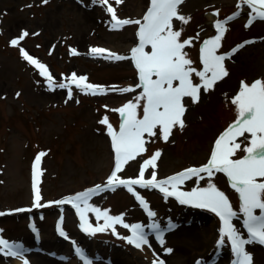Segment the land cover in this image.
Here are the masks:
<instances>
[{
  "label": "rangeland",
  "instance_id": "obj_1",
  "mask_svg": "<svg viewBox=\"0 0 264 264\" xmlns=\"http://www.w3.org/2000/svg\"><path fill=\"white\" fill-rule=\"evenodd\" d=\"M150 3L151 0H123L117 4L116 0H109L117 18L141 23ZM107 7L99 0H0V212L4 213L0 215V239L9 245H20L14 249L20 264H29L31 256L36 258L35 264H84L75 247L91 264H153L154 260L157 264L161 260L164 264H233L235 256L226 237L218 247L221 221L215 213L182 205L175 197L165 198L157 189L133 186L155 213L151 218L123 186L114 191L102 190L89 199V204L101 211L122 216L124 223L140 224L148 240L141 248L121 238L130 236V229L115 225L116 235L112 228L88 234L81 230L70 203H51L106 183L115 167V153L107 125L99 121L107 117L118 131L122 117L114 110L129 101L135 103V97L143 91L136 87L139 74L130 58L115 60L90 54L91 48H104L130 57L131 49L138 45L139 25L112 29ZM178 14L189 19L183 23L173 18V30L181 32V42L190 41L184 51L197 71H203V41L217 35V21L224 22L226 31L217 54H230L224 61L228 75L207 92L201 89L199 102L184 98V127H174L167 141L160 137L158 129L156 136L145 134L146 151L122 164L118 173L122 179L137 178L143 161L157 150L161 153L155 168L158 180L206 164L216 139L237 119L231 100L238 94L241 81H264V19L256 18L242 0H183ZM23 32L29 35L13 46L11 41L19 39ZM239 45L243 47L238 48ZM20 48L45 65L52 77L51 90L46 76L22 58ZM233 49L237 51L233 53ZM145 51H151L150 45ZM73 74L86 77L84 83L101 86L104 93L92 95L77 89L70 81ZM192 79L194 84H202L195 73ZM60 83L69 87L59 88ZM125 87L132 90L119 91ZM144 102L141 99L137 108L141 117ZM250 139L247 133L236 138L241 148L233 159L246 155L243 148L250 146ZM40 152L46 155L38 166L37 187L40 203L48 206L33 208L32 165ZM152 171L146 167L144 179H150ZM202 175L204 180L197 183L193 178L180 190L207 187L209 178ZM257 181L264 182V178L258 177ZM211 182L228 197L237 213L232 223L242 238H248L238 193L223 173H215ZM18 208L31 211H15ZM254 214L259 215L260 210H254ZM61 217L68 239L56 229ZM86 219L93 227L104 225L103 218L95 213H86ZM153 223L167 231L163 245L156 233H151L149 225ZM169 224L174 225L170 230ZM183 225L190 226L191 236L167 235ZM168 248L171 253L166 252ZM245 250L252 256V264H264V245L249 244ZM220 253L226 255L221 257ZM9 256L6 249L0 250V264H14Z\"/></svg>",
  "mask_w": 264,
  "mask_h": 264
},
{
  "label": "snow or ice",
  "instance_id": "obj_2",
  "mask_svg": "<svg viewBox=\"0 0 264 264\" xmlns=\"http://www.w3.org/2000/svg\"><path fill=\"white\" fill-rule=\"evenodd\" d=\"M43 2L47 3V0H43ZM99 2L108 5L107 12L113 21L112 29H119L129 24L139 25L137 32L139 42L137 46L131 49L130 57L111 53L104 48H91L90 54L115 60L130 58L139 74L140 83L136 87H142L143 91L135 97V103L129 101L121 108L114 110L119 112L122 117L118 131L109 124L107 117L99 121V123L107 125V134L111 138L112 149L115 153V167L106 183L104 185L98 184L94 188L51 203L57 205L70 203L79 216L81 230L88 234H95L112 228L113 234L116 235L115 225L130 229L131 235L121 238L136 248H141L142 245L148 244V240L140 224L129 225L124 223L122 216H111L106 210L101 211L99 208L90 205L89 199L93 194L102 190L114 191L116 187L123 186L135 196L151 218L155 216V213L149 210L147 202L134 191L133 186L158 189L165 198L175 197L182 205L203 208L215 213L221 221L219 229L221 240L218 242V247L223 243V238L226 237L235 256L233 264H252V256L245 250V246L253 243L264 245V182L257 181L258 177L264 178V81L257 79L251 84L241 81L238 94L231 100V103L236 106L237 119L216 139L206 164L200 167H190L175 175L158 180L155 168L161 153L157 150L149 159L143 161L137 178L122 179L118 176L122 170V164L146 151L144 147L146 143L145 134L148 137L156 136L158 129L160 137L167 141L174 127L179 126L181 129L184 127L182 119L186 112L183 103L184 98L190 97L193 103H197L201 89L207 92L217 81L226 77L228 72L224 66V61L226 56L230 54H217L222 33L226 31L224 22L217 21L214 25L217 35L204 40L203 46L200 48L203 71H197L191 67L192 61L187 58L188 54L184 51L185 46L190 41L185 39L181 42L179 39L181 32L173 30L172 24L173 18L183 23L188 22L189 18L178 14V6L183 3V0H151L147 12L143 16V23L140 20L119 19L115 9L109 5V0H99ZM122 2L123 0H116L117 4ZM242 3L251 8L252 13L256 14V18L264 19V0H242ZM237 7L240 5L238 4ZM232 18L229 17L228 19ZM27 35L29 33L23 32L19 39H13L11 44L16 46L19 40L24 39ZM245 43H250V41ZM147 45H150V52L145 51ZM239 47H243V45H239ZM236 51L237 49L232 50L233 53ZM20 53L24 60L40 70L41 76H46L51 90L52 77L47 74L45 65L34 59L23 48H20ZM72 54H76L75 50H72ZM193 73L199 77L202 84L193 83ZM85 80L86 77L77 78L75 74L70 77V81L75 83L76 88L86 94L104 93L105 90L101 86L84 83ZM58 87L68 88L69 85L60 83ZM131 90L128 87L119 89L121 92ZM68 97H72L71 90L68 92ZM141 99L145 101L142 105V117L137 114ZM245 133L250 134L251 137L250 146L243 148L246 155L243 158L233 159L236 150L241 148V145L235 142L236 138L244 136ZM45 155V152L38 153L32 165L33 208L48 206L40 203L41 196L37 187V180L40 175L38 166L41 158ZM149 166L153 169L151 178L144 179L146 167ZM215 173H223L227 177L230 187L238 193L239 211L243 214V226L248 234L246 239L241 237L232 223L237 213L233 211L228 197L211 182ZM202 174H206L209 178L207 187H193L190 191L180 190L181 185L193 178H196L197 183L204 180ZM256 209L260 210L259 215L254 214ZM15 211L26 212L31 211V209L18 208ZM88 212L95 213L98 218L102 217L104 225L93 227L86 219ZM0 215H4V213L0 212ZM62 220L63 217L57 222L56 229L60 236L68 239L61 227ZM149 227L156 233L158 242L163 245L165 242L160 226L153 223ZM172 227L174 225L169 224V230ZM33 231H35L34 227ZM73 243L75 244V242ZM19 248L20 245H9L6 240L0 239V250L6 249L8 255H16L17 252L14 249L18 250ZM75 252L84 261V264H91L79 247H75ZM166 252L171 253L172 249L168 248ZM153 264H157V261L154 260ZM159 264H164V261H159Z\"/></svg>",
  "mask_w": 264,
  "mask_h": 264
},
{
  "label": "bare ground",
  "instance_id": "obj_3",
  "mask_svg": "<svg viewBox=\"0 0 264 264\" xmlns=\"http://www.w3.org/2000/svg\"><path fill=\"white\" fill-rule=\"evenodd\" d=\"M208 17H210V18H214V16L213 15H211L210 13L208 14ZM186 217H189V216H186ZM188 220V219H187ZM189 220H191V218L189 219ZM161 229V231L163 232V235H164V232H167V231H165L164 230V228L163 227H161L160 228ZM177 229V228H176ZM176 229H174V230H172V232H168L167 233V235L168 236H173V235H179V236H191V230H190V226H182V227H180V228H178L177 230ZM151 231H153V230H151ZM176 232H177V234H176ZM145 233V232H144ZM145 236H146V233H145ZM153 238V237H152ZM150 240V239H149ZM155 240L154 239H152V242H154ZM60 242V241H59ZM226 254H224V253H220V256L221 257H224ZM9 257H11V259L13 260V263L14 264H20V262H19V255H10ZM38 257V256H37ZM23 258V257H22ZM35 261H36V258L34 257V256H31V258H29V260H28V262H29V264H35Z\"/></svg>",
  "mask_w": 264,
  "mask_h": 264
}]
</instances>
